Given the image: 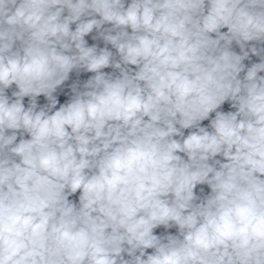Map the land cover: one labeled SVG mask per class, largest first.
I'll return each mask as SVG.
<instances>
[{"label":"clouds","instance_id":"clouds-1","mask_svg":"<svg viewBox=\"0 0 264 264\" xmlns=\"http://www.w3.org/2000/svg\"><path fill=\"white\" fill-rule=\"evenodd\" d=\"M0 264H264V0H0Z\"/></svg>","mask_w":264,"mask_h":264},{"label":"water","instance_id":"water-1","mask_svg":"<svg viewBox=\"0 0 264 264\" xmlns=\"http://www.w3.org/2000/svg\"><path fill=\"white\" fill-rule=\"evenodd\" d=\"M64 99H65V97H64V96H61V97H60V100H61V102H63V100H64ZM224 107H225V108H227V107H228V105H227V104H225V105H224ZM205 123H206V122H205Z\"/></svg>","mask_w":264,"mask_h":264}]
</instances>
